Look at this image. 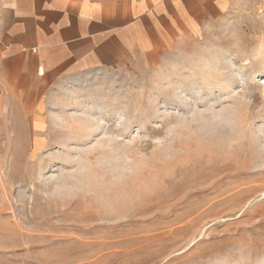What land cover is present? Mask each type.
<instances>
[{"label":"rangeland","instance_id":"rangeland-1","mask_svg":"<svg viewBox=\"0 0 264 264\" xmlns=\"http://www.w3.org/2000/svg\"><path fill=\"white\" fill-rule=\"evenodd\" d=\"M71 89L0 93V264H264V0Z\"/></svg>","mask_w":264,"mask_h":264},{"label":"crops","instance_id":"crops-1","mask_svg":"<svg viewBox=\"0 0 264 264\" xmlns=\"http://www.w3.org/2000/svg\"><path fill=\"white\" fill-rule=\"evenodd\" d=\"M254 1L0 0V93L35 95L41 108L73 92L77 77L157 61Z\"/></svg>","mask_w":264,"mask_h":264},{"label":"built area","instance_id":"built-area-1","mask_svg":"<svg viewBox=\"0 0 264 264\" xmlns=\"http://www.w3.org/2000/svg\"><path fill=\"white\" fill-rule=\"evenodd\" d=\"M2 61H3V55L0 53V65H1Z\"/></svg>","mask_w":264,"mask_h":264}]
</instances>
